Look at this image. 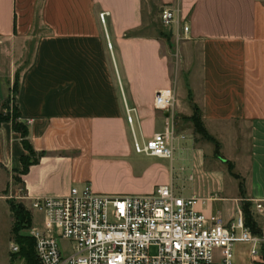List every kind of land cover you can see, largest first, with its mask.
I'll list each match as a JSON object with an SVG mask.
<instances>
[{"label":"crops","instance_id":"1","mask_svg":"<svg viewBox=\"0 0 264 264\" xmlns=\"http://www.w3.org/2000/svg\"><path fill=\"white\" fill-rule=\"evenodd\" d=\"M160 1L176 10L174 33L161 20L156 33L149 30L156 23L147 24L143 0H0V108L10 98L33 149L46 153L19 175L16 199L31 204L84 184L100 194L142 195L172 183L177 194L204 200L200 212L223 222L243 219L241 204L250 203L262 235L264 0ZM166 47L184 61L186 93L172 83ZM193 50L198 63L191 66ZM168 87L175 94L173 157L138 154L133 129L141 140L164 129L169 114L154 97ZM126 104L136 108L133 128ZM194 106L222 159L194 132ZM26 155L21 134L3 123L0 171L10 173L8 181ZM8 200L0 194V264H14ZM40 215L36 221L32 210L33 227L44 226ZM249 250L236 244L233 264H264Z\"/></svg>","mask_w":264,"mask_h":264},{"label":"built area","instance_id":"2","mask_svg":"<svg viewBox=\"0 0 264 264\" xmlns=\"http://www.w3.org/2000/svg\"><path fill=\"white\" fill-rule=\"evenodd\" d=\"M108 15V11L100 13L102 22ZM159 16L174 33L176 10L164 5ZM188 30L183 22L182 34ZM174 103L173 88L155 92V107L169 115L164 129L145 140L133 129L136 153L172 159ZM125 107L133 128L136 108ZM198 203L204 200L177 194L172 183L142 195L100 194L90 184L73 186L65 196L38 198L31 203L32 210L43 214L44 226L31 228L30 236L35 240L39 264H233L238 243L249 245L252 259L264 261V234L251 233L241 216L229 222L207 216L197 209ZM255 208L262 211L261 204ZM61 241L70 242L72 250L62 249ZM151 248H155L154 254H150ZM18 252L19 246L11 243L10 253ZM14 264L26 263L19 259Z\"/></svg>","mask_w":264,"mask_h":264},{"label":"trees","instance_id":"3","mask_svg":"<svg viewBox=\"0 0 264 264\" xmlns=\"http://www.w3.org/2000/svg\"><path fill=\"white\" fill-rule=\"evenodd\" d=\"M132 32L126 33V35L130 36L132 35ZM164 38L169 40L170 34H161ZM10 98H7L1 108H0V127L5 122H11L12 126L15 131L19 132L22 136V142L24 145L25 150L28 152V155L23 156L21 158L22 162V170L18 171L16 173H19L20 175H25L29 171L30 167L33 165H36L39 163L40 159L46 154L44 152L37 153L33 146L28 139L29 130L28 126L23 122L18 120L19 117H21L18 107L14 105L15 109V115L14 117H11L8 112L5 111V109H8L10 106ZM193 114L190 116V120L193 125V130L195 133L199 134L201 137H203L206 140H209L213 142L215 148H214V155L218 159H222L219 155V143L215 138H213L205 129L202 120L199 109L194 106L193 107ZM228 163V162H226ZM228 170H231V165L228 163ZM242 188V185L240 186ZM242 190V189H241ZM9 206L10 211L12 214V218L14 220L13 227H12V233L15 235V238L13 242L19 246V252L17 254H12V260L13 263H15L17 260L22 259L25 261L26 264H39L36 254H35V240L30 235L21 233L25 229H31L33 227V216L32 213L25 209L23 203H18L14 200H9ZM250 206L251 204L248 202H243L241 204V211L243 214V222L244 226L248 228L251 233L253 234H259V229L256 228V225L253 223L250 215Z\"/></svg>","mask_w":264,"mask_h":264},{"label":"rangeland","instance_id":"4","mask_svg":"<svg viewBox=\"0 0 264 264\" xmlns=\"http://www.w3.org/2000/svg\"><path fill=\"white\" fill-rule=\"evenodd\" d=\"M143 5H144V16H145L147 24L149 21L156 23L153 26H151L149 30L152 33H156V29L158 28V26L161 27L159 15H160L161 8L165 4L161 3L160 0H143ZM166 51H167V55H168L169 70H170L171 78L173 81L172 83L174 86H176L177 92L179 90V91L186 93L187 87H188L187 85H189L187 82L188 78H189V73L185 69L186 67H185L184 61L181 58L177 59L175 48H173L171 50L169 47H166ZM192 56H193V58L191 59V63H190L191 66H193V63L195 65L198 63V52L196 50H193ZM5 111L8 112L11 117H14L15 109H14V104H12L11 101H10L9 108L5 109ZM18 120H20V117L18 118ZM197 136L203 141L206 140V139L204 140L200 135H197ZM9 174H10L9 172L6 173L3 171H0V183H2V184H0V190H1L0 194H4L7 197V199H9V200H14L18 203H23L25 209L32 213L31 204H28L24 200L16 199V195H15L17 193L16 189L19 188V185L17 184V182L21 181V178L19 176L20 174L16 173L14 175L13 179L11 181L10 180L8 181V179H10ZM176 187L180 188L178 183H176ZM18 193L22 194V192H19V191H18ZM8 204H9V202H8ZM33 214L35 216L36 221L41 219V215L38 211L33 210ZM11 221H12V223H14L13 218ZM30 230H31L30 228L25 229L21 233L30 235ZM14 238H15V235H13V233H11L10 241L12 243H14L13 242ZM59 244L62 247V249L66 250L67 252L72 250V245L68 241H61ZM149 252H150V254H154L155 248H151Z\"/></svg>","mask_w":264,"mask_h":264}]
</instances>
